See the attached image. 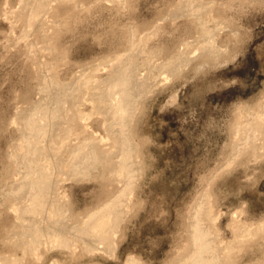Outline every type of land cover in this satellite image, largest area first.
Returning a JSON list of instances; mask_svg holds the SVG:
<instances>
[{
    "label": "rangeland",
    "instance_id": "rangeland-1",
    "mask_svg": "<svg viewBox=\"0 0 264 264\" xmlns=\"http://www.w3.org/2000/svg\"><path fill=\"white\" fill-rule=\"evenodd\" d=\"M42 1L0 0V264H179L191 249L189 226L200 203L211 211L205 223L219 264H264V127L256 128L257 115L264 117V0ZM196 12L212 32L214 54L202 49ZM130 54L139 77L154 80L132 109L134 184L115 251L84 250L73 233L71 250L44 244V236L29 250L30 226L15 209L25 199L9 195L15 173L24 171L12 156L25 116L56 84L70 87L101 63L96 75L106 77L109 60ZM91 113L87 133L76 127L80 138L98 133L109 143L103 115ZM250 124L247 144L243 128ZM63 149L56 165L69 226L118 183L104 184L99 169L69 176Z\"/></svg>",
    "mask_w": 264,
    "mask_h": 264
},
{
    "label": "bare ground",
    "instance_id": "bare-ground-1",
    "mask_svg": "<svg viewBox=\"0 0 264 264\" xmlns=\"http://www.w3.org/2000/svg\"><path fill=\"white\" fill-rule=\"evenodd\" d=\"M57 1L74 4V0ZM42 2L44 7V3L48 4L49 0ZM186 2L184 6L190 3ZM195 17L198 18L205 42L202 49L209 55L214 54L216 46L211 40L212 32L197 12ZM132 48L135 49L133 46ZM106 65L110 67V73L106 77L96 75V70L102 66L101 63L83 70L73 81V85H68L70 87L56 84L58 89L54 94H49L50 99L44 105L38 104L33 112L26 115L20 127L22 143L17 147L18 153L12 157L16 163L23 165L24 171L15 173L9 195L16 200L25 199L15 209L22 223L30 226L28 232L31 239H24L23 242L31 251L37 250L43 236L44 244L60 245L71 250L73 245L68 239L69 233H73L72 237L83 242L84 250H104L112 253L115 251V235L127 205L125 199L133 190L134 184V148L131 134L128 132L131 120L133 121L132 109L136 108L134 104H137V97L154 78L149 80V75L139 77L138 64L131 60V54L126 58L117 56ZM167 65L171 66L172 71L179 69L176 61L168 62ZM46 86L48 85L44 84L45 88ZM87 102L92 104L93 112L103 115L109 143L98 133L80 138L76 127L79 126L82 133H87L90 128L85 122L92 115V111L84 110ZM261 116L257 115L260 117L256 127L259 130L264 127V117ZM254 127L250 124L243 128L248 132L247 144L251 143L252 136L249 131L254 130ZM54 128L59 130L58 135H54ZM63 148L68 151L65 163L63 162L64 167H68L70 171H67L68 175L71 173L78 177L88 176L93 170L99 169V173L104 177V184L107 181L118 183L117 188L113 185L116 190H107L109 196L104 203L91 211L85 219L76 218L77 220L69 226L64 224L67 213L64 206H61L62 196L59 192L61 168L56 165ZM210 216L211 211L203 204L200 203L194 208L189 226L191 249L179 264H219L220 256L215 239L205 223V219ZM26 234L27 232L24 233L25 237L28 236Z\"/></svg>",
    "mask_w": 264,
    "mask_h": 264
}]
</instances>
